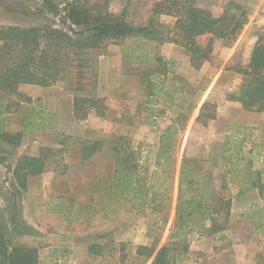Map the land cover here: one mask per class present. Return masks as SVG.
Masks as SVG:
<instances>
[{
    "label": "trees",
    "instance_id": "trees-1",
    "mask_svg": "<svg viewBox=\"0 0 264 264\" xmlns=\"http://www.w3.org/2000/svg\"><path fill=\"white\" fill-rule=\"evenodd\" d=\"M111 1L66 0L61 8L54 0H41L48 12L61 17L63 28L48 24L31 28H0L1 140L16 148L22 143L25 133L33 136L56 127L55 115L42 109L41 102L37 101L23 114V131L10 134L3 130L1 122L6 116L21 112L22 102L32 104L28 97H24L26 101L22 102L13 99L15 96L23 97L19 92L23 85L46 88L62 83L67 91L74 94L73 112L76 119L85 120L92 112L99 118H105L108 108L105 99L96 95V83L98 60L105 54L102 50L106 48L107 42L133 38L137 43L175 44L190 55V65L198 71L212 60L217 48L228 50L236 44L250 16L249 10L237 2H230L222 14L215 15L200 8L198 0H159L154 5L148 25L135 26L125 13L117 14L110 10ZM161 16L175 19L168 33L155 28V17ZM201 38H206L204 44L200 42ZM143 65L147 72L140 75L148 77V80L143 79L144 83L148 82L149 104L155 106L163 103L169 111L175 107V119L161 136L155 170L151 173L149 155L143 156L141 146L134 148L126 137L112 141L111 146L117 157L116 171L112 182L104 189L103 202L144 205L151 210L152 226L158 228L154 243L139 246L136 262L127 264H146L149 259H153L155 264H168L173 247L186 249L196 236H212L227 231L233 199L224 195L227 189L224 180L219 182V186L214 185L212 174L202 164L208 160L184 157L177 167L178 135L194 111L191 100L196 92L192 90V85L177 74V64L173 60L154 56L152 62ZM236 72L243 80L238 91L228 95V100L239 103L246 112L263 114L264 34L252 46L248 61L244 66H238ZM86 88L91 90L86 91ZM203 89L205 87L202 86L197 92ZM217 109L216 104L205 102L196 122L207 126L217 119ZM156 113L163 115L165 111ZM76 141L82 163L103 147L101 141ZM246 141L247 136L243 134L228 135L218 155L225 164L228 176L235 178L239 188L236 204L253 200L255 203L257 197L248 198L247 195L256 191L264 207V166H254L257 156L264 163V154L262 158L260 152H256V155L255 151L245 154ZM48 159L47 149L42 150L39 156L20 157L13 171L16 184L26 190L31 177L46 172ZM4 162L0 160V164ZM67 168L63 170L66 172ZM175 184V216L169 235L170 242L175 246L159 248L161 234L166 232L169 223L167 217L173 208L172 192ZM246 219L256 222L253 217ZM6 231L0 220V264H39V250L12 245ZM93 238L95 241L88 246L91 256L102 259L118 257L116 264H125L128 259L125 243H117L110 232L97 234Z\"/></svg>",
    "mask_w": 264,
    "mask_h": 264
},
{
    "label": "rangeland",
    "instance_id": "rangeland-1",
    "mask_svg": "<svg viewBox=\"0 0 264 264\" xmlns=\"http://www.w3.org/2000/svg\"><path fill=\"white\" fill-rule=\"evenodd\" d=\"M54 1L61 8H63L66 3V0ZM158 1L159 0H112L110 3V10L117 14L125 13L127 19L135 26H146L152 17L154 5ZM230 2L241 4L247 8L250 13L249 23L239 36L236 44L228 50L217 48L212 60L203 66L198 75H193L188 68H183L182 75L178 73V69L182 67V64L184 62L185 64L186 62L188 63L186 55H178L180 61H173L177 64L176 72L179 76H184L183 78L188 82H190L189 80L193 77L191 82H194L192 84V90L194 92L199 88H202V86L203 88L205 87V89H208L209 99L212 102L219 104L217 105V118H228L227 120L238 118L239 120L244 121V123L234 122L228 124L226 129H224V125H221L224 124V122L221 121L220 125L209 123V125L204 127L202 124L195 122L198 113L193 114L188 129L184 132L183 137L178 139L177 167H179L180 162L184 157L188 159L208 160L207 162L204 161L202 163L204 169L209 170L212 174L214 185L219 186V182L221 183L223 180L226 183L227 189L224 192V195L226 198L233 199L231 216L232 213H234L237 216L236 219H238L234 223L235 227L242 228L247 232V235H245L243 239L240 237L239 240L242 241V243L237 242L234 244L230 241L232 239H229L226 236L225 231L224 233H217L212 236H196L190 240L186 249L175 246L169 240V235L174 223L177 198V184H175L172 192L173 208L170 211V215L167 217L169 223L166 232L161 234L159 245V248H170L175 246L171 249L172 252H170V261L168 264H264V225L262 228H259V226L264 224V211H262L264 207L259 201L260 195L258 192L252 191L247 197H257L255 203L253 200L245 201L243 204H236L235 198L239 193V188L236 186L235 178L228 176L224 166L225 164L218 155V150L222 148L223 144L214 139L217 134H221L222 132H226V136H228V134H243L247 136V141L244 144L245 154H248L250 151H255V155L256 152H260L262 154L260 158L263 157L264 113L257 114L246 112L240 109L241 107L234 108L230 112L226 109L225 99L229 94H234L238 91L243 77L236 72V68L238 66H244L248 61L252 46L256 40L264 34V5L261 6L262 2L264 3V0H198V6L202 9L211 11L215 15H219L224 12L226 6ZM46 11L48 12V10L42 5L41 0H0L1 23L2 21H16L20 23L23 28L45 24L63 28L60 23L61 17L53 16ZM155 21L157 22L155 28L161 31H167V33L171 31V28L175 23V19L169 16L155 17ZM254 29L255 33L253 32ZM200 42L204 44L206 38H201ZM105 47L106 48L102 50L105 53L104 55H108L110 51L122 53L123 59H116L113 62L114 67L117 66V69L121 70L123 74H133L137 72V74L140 75L143 74L144 71L147 72V68L142 66V64L136 68L132 67L135 65L128 63L129 60H127V57L131 55L133 50L138 51L140 54H144V56H146V53L149 54L146 58L142 57L141 61H138L140 63L143 62V64L152 62L154 56L164 57L162 55L164 45L151 44L142 41L137 43L133 38L121 42H107ZM144 79L148 80V77L144 76ZM97 84L98 81L96 87ZM128 84L130 85L131 82ZM58 85L62 86V88L65 87L62 83ZM87 89L91 90V88H86V91ZM22 94L23 97L19 98L15 96L13 99L20 102L26 101L24 97L27 95L24 93ZM61 94L62 93L59 95ZM144 94L147 95V91L144 92ZM64 97L65 99L66 97L70 98L67 100H70L69 102L72 104L74 98L73 93L69 94V96L65 95ZM30 105L32 104L25 102L22 108L23 113L21 114H25L26 111L32 107ZM47 105L43 106L42 109L53 113L51 108ZM64 108L67 109V106L65 105ZM253 117H255V119H253ZM16 120L18 121V116L15 115L10 121H7L9 129L12 131L19 130V125ZM84 121H86V119ZM145 123H148L149 125L150 122L147 120ZM166 124H169V122ZM159 126L160 124H157L156 128ZM84 127L85 125L82 126V124H77L76 134H78V131H83ZM151 127H154V125H151ZM140 129L141 132L144 130L146 132L150 130L151 132L145 136L144 134H141V132L139 136L136 134L137 132H134L135 136L128 134V139L132 142L134 148H138V142H140L139 140L141 138H145L146 141H148L147 144L151 146L150 148H154V144L157 143L158 137L156 138V136L158 130L152 131V128L146 130L144 127ZM158 129H160V127ZM50 131L52 130L36 133L33 137L26 140V142L19 148H11L0 143V159L4 158L8 161V165H3L2 168H0V220L4 229L7 230L6 233L8 240L11 241L14 246L22 245L39 249V251H41L40 264H116L118 257L114 259H102L100 257L91 256L88 251L89 243L95 241L93 236L110 232L115 240L118 239L119 241H122L121 243L127 245L128 259H126L125 264L136 262V252L138 247L141 245L153 244L155 241L156 230L158 229L152 226L151 210L144 205L136 206L131 203L110 204L109 202H105L108 205L104 204L100 211H98L99 209L96 207V214H92L91 212V215H93L92 217H85V226H81L79 222H74L75 219L79 218L76 216H73V222H69L64 216L60 218L49 216L50 206L48 200H46V189L49 185L57 188V191L60 194L59 196H62V194H68L71 198H74L77 201H75L73 207L74 210L75 208H78V204H81L79 201L87 202L86 206H95L97 202L95 196L91 195V192L92 186L96 183L98 178L97 174H99L100 171L103 175L110 174L108 172L111 171V163L116 160L114 152H105L100 158H98L97 162H95L97 165H95L96 168L92 167V169H87L85 171L76 169L73 172H71L70 169H67V172H65L63 170L64 167L69 166L66 164L75 165L80 162V156L78 153L80 148L76 141L77 138L66 135L64 136L65 138L60 140V137L55 136L53 133L51 134ZM102 136L104 140L108 141V143L113 141L110 134H104ZM141 146L144 152L148 150V148L143 145ZM44 149H47L49 155L46 172L43 176L34 178L35 180L32 181L33 183H31V186L28 184L26 190H22L16 184L13 172L10 169H7V166H14L20 157L34 154V152L35 154H40ZM144 154L143 156H148ZM150 159V163L153 164L155 159L152 153ZM259 160L260 159L257 156L254 162L256 168L264 166V163ZM150 168L151 173L153 167ZM243 168L244 167H242V169ZM32 179L33 178H31V180ZM36 179L42 180L41 183L36 181ZM104 179H106L105 176L103 180ZM251 202H253V205H251ZM246 217H253L256 219V222L253 219H246ZM14 220L16 221L15 224L12 223ZM245 220H249V222H245ZM109 225L112 226V229H109ZM87 226L88 233L83 235L84 229ZM46 228L50 233L56 231V235L58 236L59 234H57V232H61L59 230H65V228L74 229L75 233L82 235L76 236L73 239L74 245L79 247L80 250L75 252L70 248H67L66 246L71 245L70 243L72 242L69 240L68 242L63 238H55L54 240L59 246H61L60 248L46 249L48 245ZM253 228L256 230V233H253ZM42 229H44V231H42ZM146 264L155 263L153 262V259H149Z\"/></svg>",
    "mask_w": 264,
    "mask_h": 264
},
{
    "label": "crops",
    "instance_id": "crops-1",
    "mask_svg": "<svg viewBox=\"0 0 264 264\" xmlns=\"http://www.w3.org/2000/svg\"><path fill=\"white\" fill-rule=\"evenodd\" d=\"M263 5H264V3L262 2L261 6H263ZM48 25H50V24H48ZM2 27H20V28H23V26L16 21L15 22L2 21V23L0 22V28H2ZM29 28H31V27H29ZM254 31H255V29L253 30V32ZM162 51H163L162 55L164 57H166L167 59H170V60H174V61H180V59H178V55L184 54L187 56L188 63L186 62V64H185V62H184L182 64V67H180L178 69V71H179L178 73L180 75H182V73H183L182 72L183 68L190 69L191 73L193 75L194 74L198 75V73L201 72V70L203 68L202 67L198 71L194 70L190 65V55L184 49L179 48L175 44H170V43L164 44ZM147 54L148 53H146L145 54L146 56H144V54H140L138 51H132L131 55L129 57H127L128 58L127 60H129L128 63L131 65H135L132 67L138 68L139 66H141L140 64L142 63V62L140 63L138 61L139 60L141 61L142 57L146 58ZM116 59L122 60L123 59L122 53L110 51V53L108 55H102L99 58L98 84L96 87V95H97V97L103 98L106 101L108 111H107V116L105 118H99L96 116L95 113L92 112V113H90V115L88 116L86 121L76 119L74 117V112H73L74 98L75 97L73 98L72 104H71V102H69L70 100H67L70 98L66 97V99H65V97H64L65 95L69 96V94H71V92L62 88V86H60L58 84L56 86L46 87V88L36 86V85H23L19 89V92L21 94L22 93L26 94L27 95L26 97H28L32 100V105H30V106H35L37 101L41 102V107L47 105V103H48L47 106H49L51 108V110L53 111L52 114L55 115V120L57 122L55 129L50 131V132H51V134L53 133L55 136L60 137L59 138L60 140L65 138L64 136L69 135V136L76 137L77 138L76 140L101 141L103 143V147H102L101 151L97 152L91 159H89L85 163H82L81 159H80L79 164H75V165L66 164V165H69L67 169H70L71 172L75 171L76 169H78V170L80 169L82 171H85L87 169H92V167L96 168L97 165L95 164V162H97L98 158H100V156L102 154H104L105 152H112V153L114 152L112 146H110L112 141L110 143H108V141L104 140L102 135L110 134L112 140H115L116 138H119V137L129 138V136H127V135L130 134L131 136H133L134 132H137L136 134H138V136H139V134L141 132L140 128H142V127H144L146 130H149L151 128L153 129L152 131L158 130L157 136L155 134L156 138L157 137L158 138H157V143L154 144V148H150L151 146L147 144L148 141H146L145 138H141L139 140L140 142H138V145H139L138 147L143 145L144 147L148 148V150L146 152H144V150L141 148L142 154L145 153L144 155H149V158H150V155L152 153L154 155V159L156 161V155H157L159 148H160L161 136L166 131L167 127L171 124L172 120L175 119V116L173 114L175 107L173 110L169 111L168 109H166L163 106V103H160L159 105L157 104L155 106H152V104H149L148 97H147V95L144 94V92L148 91L147 86H146V83H148V82L144 83V79H143L144 77H142V75L137 74V72H135L133 74H123L121 70L117 69V66H115L116 68L114 67L113 61ZM205 64L203 66H205ZM142 66H144V65L142 64ZM191 79H193V77ZM191 79L189 80L190 81L189 83L192 85L194 82H191ZM130 82H131V84L129 85L128 83H130ZM60 93H62V94L59 95ZM225 100H226V104H225L226 109L229 110L230 112L232 109H234V108L236 109L237 107H241L240 109L243 110L242 106H240L239 103L229 101L228 98H226ZM191 101L193 102L194 111L192 112V115H191L189 122L187 123L186 127L183 130H181L180 134L178 135V139H181L183 137L184 132L189 127V123L191 121L193 114L199 113L202 105L205 102H211V103L216 104L215 102H212L209 99L208 89H203L202 91L200 90L198 92L196 91V93H195V95ZM24 104L25 103L22 102V106H21L22 108H23ZM65 105L67 106V109L64 108ZM216 105H219V104H216ZM22 108H21V112L14 114V115H8L1 122V127L3 128V130L6 133L13 134V133L23 131V127H22V123H21V119L23 117V114H21V113H23ZM160 111H165V114L160 115V114L156 113V112H160ZM19 114H21V115H19ZM111 114H112V116H111ZM15 115L18 116V121L17 120L16 121L19 125V130L12 131L9 129V127L7 125L8 124L7 121H10L11 118L14 117ZM141 119H142V121H141ZM227 119L228 118L221 119L218 117L215 121H212L209 123H216V124L220 125L221 121H223L224 124H221V125H224V127H225L224 129H226L228 124H231L234 122L244 123V121H241L238 118H233L231 120H227ZM253 119H255V117H253ZM147 120L150 122L149 125H148V123H145ZM5 122H6V126H5ZM167 122H169V124H166ZM77 124L78 125L82 124V126L85 125L84 130L81 132L78 131L77 132L78 134H76V125ZM157 124L158 125L160 124V126H159L160 129H158L159 127L156 128ZM151 125H154V127H151ZM247 125H250V124H247ZM256 126H258V125H256ZM143 132H141V134H144V136H145V135H148V133L151 131L149 130L148 132H146L144 130ZM226 135H227L226 132L225 133L222 132L221 134H217L214 139L219 141V143L224 144L226 141V137H227ZM33 136L25 133L24 139H23L22 143L18 146V148L21 147L23 145V143L26 142V140L30 139ZM27 137H29V138H27ZM0 143L4 144V146L11 147L10 145H8L5 141H3L1 139H0ZM134 145H135V142H134ZM149 149H152V150H149ZM79 152H80V150H79ZM39 155L40 154H35V152H34V154H30L28 156H39ZM115 155H116V153H115ZM79 156H80V154H79ZM0 160L5 161L3 164H0V168H2L3 165H8L7 164L8 161L6 159L2 158ZM150 162H151V159H150ZM116 163H117V157H116V160L111 163L112 168H111V171L108 172L110 174L103 175L102 173H100L101 171L99 172L97 170L99 172V174H97L98 178L96 180V183L93 184L92 192H91V195L95 196V200L97 202V204H95V206H91V207L86 206L87 202L85 203L83 201H79V203H81V204H78L77 209H79V210H77L75 208V210H76L75 211L73 209V207H74L76 200L74 198H71V196L68 194H62V196H59L60 194L58 193L57 188L55 186L49 185L46 189L47 190L46 200H48V203L50 206V209H49L50 215L49 216H51V217L53 216V217H57V218L64 216L69 222H73V220H74L73 216H76L79 218L75 219L74 222H79L81 224V226H85L86 225L85 217H87V218L92 217L93 215H91V212H92V214H96L97 213L96 207L99 209L98 211H100V209L104 206V204L108 205L107 201L103 202V200H104L103 199L104 189L113 180V177H114L115 171H116ZM16 164H17V162H16ZM16 164L14 166L11 165V167L7 166V169H10L13 172L15 167H16ZM150 167H153L152 171H154L155 170V162H153V164L150 163L149 169H151ZM67 169H66V172H67ZM41 176H43V174ZM41 176L31 177L33 179L31 180V178H30L28 180V184H30V186H31V183H33L32 181L35 180L34 178H39ZM104 176L106 177V179L103 180ZM36 181L41 183L42 180L36 179ZM105 202H107V203H105ZM72 204H73V206H72ZM110 204H113V203H110ZM236 218H237V216L234 213H232V216L230 217L229 228L225 232L226 236L229 239H232L230 241H232L234 244L237 242L242 243V241L239 240L240 237H242V239H243L245 237V235H247L246 234L247 232H245V230H243L242 228L235 227L234 223L238 220ZM245 222H249V220L248 221L245 220ZM108 227H110L109 229H112L111 225H109ZM253 230H254L253 233H256V230L254 228H253ZM42 231H44V229H42ZM59 231H61V232H57V234H59V236H58V235H56V231L55 232L52 231L50 233V231L46 228V232H47L46 233L47 234L46 239L48 241V245H47L46 249H52V248L58 249V248H60L61 246H59L54 240H55V238H58V239L63 238L64 240H67V241L69 240L70 242H72V243H70L71 245L66 246L67 248H70L72 251H75V252L80 250L79 247H76L74 245L73 239L76 236H82V235H80L79 233H75L74 229H66L65 228V230L62 229ZM87 233H88V226L84 229L83 235H86ZM251 233H252V231H251ZM61 235H63V236H61ZM116 242L121 243L122 241H119L118 239H116ZM40 253H41V251H39V264L41 261V258H40L41 254Z\"/></svg>",
    "mask_w": 264,
    "mask_h": 264
}]
</instances>
